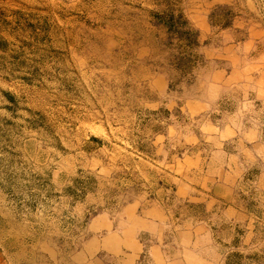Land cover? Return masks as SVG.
Segmentation results:
<instances>
[{
    "label": "rangeland",
    "instance_id": "1",
    "mask_svg": "<svg viewBox=\"0 0 264 264\" xmlns=\"http://www.w3.org/2000/svg\"><path fill=\"white\" fill-rule=\"evenodd\" d=\"M0 264H264V0H0Z\"/></svg>",
    "mask_w": 264,
    "mask_h": 264
},
{
    "label": "crops",
    "instance_id": "2",
    "mask_svg": "<svg viewBox=\"0 0 264 264\" xmlns=\"http://www.w3.org/2000/svg\"><path fill=\"white\" fill-rule=\"evenodd\" d=\"M157 259L159 260V262H161V257L158 253H156Z\"/></svg>",
    "mask_w": 264,
    "mask_h": 264
}]
</instances>
